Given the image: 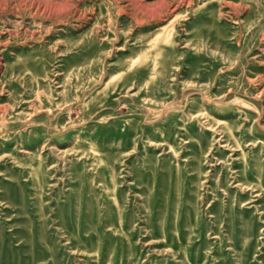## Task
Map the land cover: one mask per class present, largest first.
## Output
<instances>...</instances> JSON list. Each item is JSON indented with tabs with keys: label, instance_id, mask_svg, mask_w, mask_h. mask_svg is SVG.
I'll use <instances>...</instances> for the list:
<instances>
[{
	"label": "rangeland",
	"instance_id": "obj_1",
	"mask_svg": "<svg viewBox=\"0 0 264 264\" xmlns=\"http://www.w3.org/2000/svg\"><path fill=\"white\" fill-rule=\"evenodd\" d=\"M0 264H264V0H0Z\"/></svg>",
	"mask_w": 264,
	"mask_h": 264
}]
</instances>
